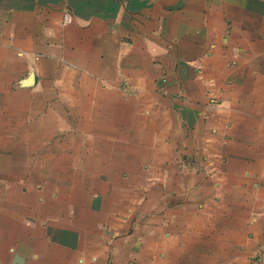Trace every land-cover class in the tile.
Returning <instances> with one entry per match:
<instances>
[{
    "label": "crops",
    "instance_id": "crops-1",
    "mask_svg": "<svg viewBox=\"0 0 264 264\" xmlns=\"http://www.w3.org/2000/svg\"><path fill=\"white\" fill-rule=\"evenodd\" d=\"M68 90L84 123L144 107L160 161L138 184V241L71 254L62 237L51 264H264V0H0V118ZM4 220L0 264H38Z\"/></svg>",
    "mask_w": 264,
    "mask_h": 264
},
{
    "label": "rangeland",
    "instance_id": "rangeland-1",
    "mask_svg": "<svg viewBox=\"0 0 264 264\" xmlns=\"http://www.w3.org/2000/svg\"><path fill=\"white\" fill-rule=\"evenodd\" d=\"M36 81L37 75L28 72L21 85ZM68 93L74 94L56 91L52 99L32 108L37 110L35 116L44 115L40 121L32 116L30 108L11 121L6 113L0 118L2 256L8 254L10 244L9 240L5 247L1 244L9 225L4 220L7 214H14L29 228L22 241H33V250L28 254L38 264H51L56 244L63 238L78 243L71 254L89 253L82 249L91 246L103 250L116 241L125 243L130 234V242L140 238L137 214L145 208H141L142 196L139 202L138 184L147 174L149 162L160 161L158 150L154 151V135L158 133L149 129L146 120L139 119L140 111L145 109L139 105L131 108L123 122L112 123L110 114L116 108L103 107L99 108L104 115L102 121L84 123L79 107L71 108L59 100ZM123 93L116 91V98L122 99ZM47 112L52 113L48 119ZM119 113L125 115L126 108H119ZM32 122L36 125L30 128ZM115 126L118 134L111 137ZM146 132L150 137L147 141ZM148 141L149 148L141 153L138 147H132L136 142ZM62 228L70 229L69 233L64 235ZM104 253V259H109Z\"/></svg>",
    "mask_w": 264,
    "mask_h": 264
},
{
    "label": "built area",
    "instance_id": "built-area-1",
    "mask_svg": "<svg viewBox=\"0 0 264 264\" xmlns=\"http://www.w3.org/2000/svg\"><path fill=\"white\" fill-rule=\"evenodd\" d=\"M71 21V17H70V15L67 13V14H65L64 15V22L65 23H68V22H70Z\"/></svg>",
    "mask_w": 264,
    "mask_h": 264
}]
</instances>
